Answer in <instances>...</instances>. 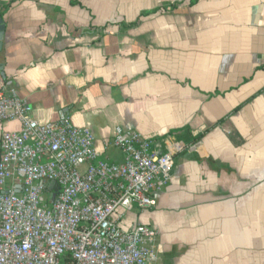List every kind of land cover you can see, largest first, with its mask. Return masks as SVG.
I'll list each match as a JSON object with an SVG mask.
<instances>
[{"label":"crops","instance_id":"0c3cea01","mask_svg":"<svg viewBox=\"0 0 264 264\" xmlns=\"http://www.w3.org/2000/svg\"><path fill=\"white\" fill-rule=\"evenodd\" d=\"M0 89L40 123L115 127L174 154L155 208L153 264H264V0H0ZM18 123L0 126L19 131Z\"/></svg>","mask_w":264,"mask_h":264},{"label":"built area","instance_id":"2783aa9c","mask_svg":"<svg viewBox=\"0 0 264 264\" xmlns=\"http://www.w3.org/2000/svg\"><path fill=\"white\" fill-rule=\"evenodd\" d=\"M0 264H153L157 232L125 230L135 206L155 208L171 182L174 154L139 132L115 127L99 159L96 137L70 119L40 123L14 92L0 89Z\"/></svg>","mask_w":264,"mask_h":264},{"label":"water","instance_id":"95a60500","mask_svg":"<svg viewBox=\"0 0 264 264\" xmlns=\"http://www.w3.org/2000/svg\"><path fill=\"white\" fill-rule=\"evenodd\" d=\"M6 24L3 18H0V53L3 51Z\"/></svg>","mask_w":264,"mask_h":264}]
</instances>
